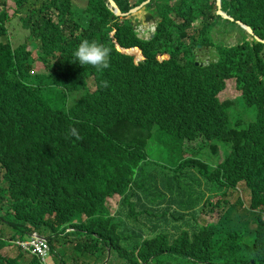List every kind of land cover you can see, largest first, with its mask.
<instances>
[{"label":"trees","instance_id":"trees-1","mask_svg":"<svg viewBox=\"0 0 264 264\" xmlns=\"http://www.w3.org/2000/svg\"><path fill=\"white\" fill-rule=\"evenodd\" d=\"M13 1L9 15L0 0V264H43L18 244L32 233L59 264H264V43L218 15L216 0H152L149 39L107 0H88L76 20L73 0ZM114 1L126 13L146 0ZM222 9L264 40V0H222ZM142 18L140 32L153 31ZM221 20L243 41H216ZM85 39L111 49L109 68L73 62ZM199 46L216 58L197 65ZM34 55L47 74L33 72ZM236 87L249 123H232ZM152 137L164 149L156 163ZM187 169L206 181L202 202L187 191ZM241 185L250 243L231 218L244 206L230 203ZM214 212L215 224L202 220Z\"/></svg>","mask_w":264,"mask_h":264},{"label":"rangeland","instance_id":"rangeland-1","mask_svg":"<svg viewBox=\"0 0 264 264\" xmlns=\"http://www.w3.org/2000/svg\"><path fill=\"white\" fill-rule=\"evenodd\" d=\"M7 2H8V13L9 15H13L14 10L16 8L14 1L7 0ZM176 2L177 0H172V4H175ZM87 3H88V0H73L74 20L82 17L83 10L86 8ZM147 11L148 9L144 8L143 10L139 12H144L146 14ZM134 16H137V15H131L129 18L131 19V21H133V25L136 26L137 33H140L143 38H150L153 31L149 30L146 33L140 32V27H137L138 23H137V20L134 19ZM157 20L155 22L150 23L151 27L154 28ZM219 24L221 26H218L213 33L216 41H219V43L221 42V43H225L228 45L238 44L243 41L244 31H242L238 26L234 25L233 23L227 22L225 20H221ZM11 37H12L11 40L14 41L15 39L13 38V36ZM6 41L7 39L5 38L4 42ZM33 48H35V45L33 46ZM214 51H215L214 47H202V46L199 47V49L196 51V59L198 63H202L206 65L208 64L210 60L215 59L217 55H216V52ZM34 57H35V61L33 63V72L38 73V74H47V69H45L43 66V63L37 59V55H34ZM236 90L237 92L234 90L235 98L237 96L238 99L235 100V104L231 111L232 123L234 125L238 124V121H243V123H249L254 120L255 115L253 114V110L252 109L249 110L250 107H248L245 101L242 98H240L241 93L237 89V87H236ZM84 94L85 92L81 91V92H76V93H72L68 95L67 107H69L70 106L69 104H72V102L75 101L77 98L78 99L81 98ZM217 144L220 150L218 155L221 157H225L226 155L225 144H222V143H217ZM207 148L208 146L204 148L206 149L204 151L205 154L209 153ZM147 150L149 153L150 162L156 163L161 160L164 149H162L161 145L156 140V138L152 137L150 139ZM215 157H217V154ZM219 161L220 160L216 161L215 163L217 162L219 163ZM185 172L187 173V181H188L187 191H189L193 197H198L199 200L202 202L203 197H204V189L201 187V185H204L206 181L202 178L197 177L196 170L191 171V169H187ZM240 198H242L243 200ZM115 199H117V201ZM239 200L243 202L244 206L240 210H238L239 208H237V210H234L231 215V218L237 220L240 224L244 225L240 229V232L242 234L244 233L246 228L250 229L249 233L246 235V242L250 243V241H252L253 239L252 232L255 229V222H254L253 215H251L248 212L250 196H249V191L245 187V185H241V188L233 194L230 200V203L231 205H234V204H237ZM118 201H119V198H114L108 201V204L111 206V211L113 212L115 211V209L118 206ZM231 205H229V207ZM202 220L205 222H214L211 224H215L218 221L217 212H214V214H210V215L203 213ZM7 234L13 235L12 231L7 232ZM75 238H76L75 236L71 237V241L69 242V249H70L71 242H73ZM10 254L14 255L15 252L11 250ZM59 262H60L59 257H56V255L51 254L47 258V264H59ZM99 264H102V262H100Z\"/></svg>","mask_w":264,"mask_h":264},{"label":"clouds","instance_id":"clouds-1","mask_svg":"<svg viewBox=\"0 0 264 264\" xmlns=\"http://www.w3.org/2000/svg\"><path fill=\"white\" fill-rule=\"evenodd\" d=\"M145 8H147V6ZM147 13H150V12L147 11ZM156 20H157V18H156ZM148 23H152V21H150ZM157 23H158V21H157ZM137 27H139V26L137 25ZM155 31H156V29H155ZM153 33H155V32H153ZM137 36H138V34H137ZM143 39H145V38H143ZM146 39H149V38H146ZM199 47H201V46H199ZM110 55H111V49H109L108 47H105L104 45L99 44L96 41H89V40L85 39L79 44L77 49L74 50V52L72 54V60H73V62H78L80 65L92 66L95 69H97L98 71H100V70H104V69H107L110 67ZM196 63H198V62H196ZM200 64H202V63H200ZM204 65L205 64H203L201 66H204ZM108 86H109L108 81L102 82V87L107 88ZM69 134L72 136H75L77 139L80 138L79 133H78L76 128H71ZM33 235L38 237V234H36V233L31 234V236H33ZM38 238H40V237H38ZM40 239H43V238H40ZM43 240L48 241V239H43ZM31 255H34V254H31ZM50 255H51V251H50L49 256ZM34 256H37V255H34ZM37 257H39V256H37ZM47 258H45V261H42V259L40 258L41 261L43 262V264L47 263Z\"/></svg>","mask_w":264,"mask_h":264},{"label":"water","instance_id":"water-1","mask_svg":"<svg viewBox=\"0 0 264 264\" xmlns=\"http://www.w3.org/2000/svg\"><path fill=\"white\" fill-rule=\"evenodd\" d=\"M151 1L152 0H146V1L142 2L140 5L131 8V10H129L126 13L121 12V10L119 9L118 5L116 4V2L114 0H107V3H108L109 9L111 10V12L114 15L119 16V17L129 18L134 13L139 12L143 8H145ZM216 5H217V14L218 15H220L222 18H224L226 20H231L233 22L236 21L240 26H242L245 30L248 31V33L251 35L250 39H256L257 41L264 43V40H262L261 38H259L258 36L255 35V31L251 26H249L248 24L244 23L241 20H236L233 16L229 15L228 12H226V11H224V9H222V0H216ZM145 21L146 22H150V21L155 22L156 18L153 15H151L150 13H146L145 14ZM131 24H133V22H131ZM157 24L158 23L156 22L154 29H153V32H155ZM138 37L142 38L140 33H138ZM153 37H154V33H152V35H151V38H153ZM196 64L197 65H203L200 63H196ZM38 237L43 238V239H47V238L40 236V235H38Z\"/></svg>","mask_w":264,"mask_h":264},{"label":"built area","instance_id":"built-area-1","mask_svg":"<svg viewBox=\"0 0 264 264\" xmlns=\"http://www.w3.org/2000/svg\"><path fill=\"white\" fill-rule=\"evenodd\" d=\"M24 250L30 252L31 254L39 256L42 261H45L50 254L51 247L47 240L40 239L35 235L31 236L28 241L18 242Z\"/></svg>","mask_w":264,"mask_h":264},{"label":"bare ground","instance_id":"bare-ground-1","mask_svg":"<svg viewBox=\"0 0 264 264\" xmlns=\"http://www.w3.org/2000/svg\"><path fill=\"white\" fill-rule=\"evenodd\" d=\"M133 15H137V16H134V17H136V19H139L140 22H141L142 24H144V22H143V18L141 17V16H142V12H136V13H134Z\"/></svg>","mask_w":264,"mask_h":264}]
</instances>
